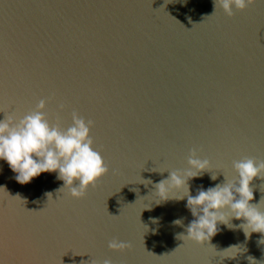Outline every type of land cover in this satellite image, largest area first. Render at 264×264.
I'll use <instances>...</instances> for the list:
<instances>
[{
    "label": "water",
    "instance_id": "1",
    "mask_svg": "<svg viewBox=\"0 0 264 264\" xmlns=\"http://www.w3.org/2000/svg\"><path fill=\"white\" fill-rule=\"evenodd\" d=\"M213 11V0H0V120L45 99L66 129L75 110L109 166L77 199L56 172L21 184L0 160V264H264V234L246 237L242 220L203 244L178 238L194 219L187 197L154 187L193 148L210 163L191 195L235 178L234 160H264V0ZM251 187L255 204L264 179ZM113 238L131 248L110 249Z\"/></svg>",
    "mask_w": 264,
    "mask_h": 264
},
{
    "label": "clouds",
    "instance_id": "2",
    "mask_svg": "<svg viewBox=\"0 0 264 264\" xmlns=\"http://www.w3.org/2000/svg\"><path fill=\"white\" fill-rule=\"evenodd\" d=\"M254 2L255 0H213V13L219 7L231 17L235 14L234 8L243 11ZM45 107L46 100L40 99L34 109L18 120L7 114L0 120V160L8 163L16 173L15 179L21 184L31 182L41 173L56 172L57 179L63 181L58 192L63 193L66 189L67 195L77 199L83 198L89 186L95 188L97 181L109 171L100 151L93 147L91 129L94 121L86 120L73 110L72 124L65 129L61 126L59 116L54 123L49 121L47 113L43 111ZM64 107V104L59 105L61 110ZM187 163V169L168 171V177L154 185L160 200L187 197L186 208L194 219L187 226V235L179 234L178 238H187L203 244L217 234L218 224H229L231 218L244 221L239 227L243 229L246 237H250L253 232L264 234V211L259 206L264 196L258 203H250L254 199L252 181L254 178L264 179V160L258 161L247 156L234 160L232 167L237 174L235 178L230 180L224 174L223 182L206 190L201 185L196 195L190 194L188 181L208 170L210 161L198 158L197 150L193 148ZM211 179L216 180L217 174H212ZM75 181L79 183L74 186ZM145 182L152 183L151 180ZM176 190H183L184 194L178 197L170 195ZM46 195L48 199L52 197L50 192ZM225 210L230 215L226 216ZM153 219L155 222V218ZM172 223L183 225V218H178ZM108 247L123 251L130 249L131 243L113 238L108 242ZM92 264H112V260L92 261Z\"/></svg>",
    "mask_w": 264,
    "mask_h": 264
},
{
    "label": "snow or ice",
    "instance_id": "3",
    "mask_svg": "<svg viewBox=\"0 0 264 264\" xmlns=\"http://www.w3.org/2000/svg\"><path fill=\"white\" fill-rule=\"evenodd\" d=\"M0 112H3L2 108H0Z\"/></svg>",
    "mask_w": 264,
    "mask_h": 264
}]
</instances>
